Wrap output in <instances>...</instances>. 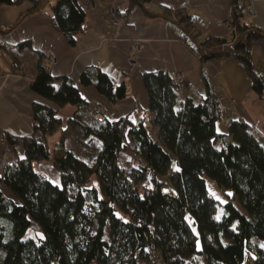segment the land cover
<instances>
[{"label":"trees","instance_id":"16d2710c","mask_svg":"<svg viewBox=\"0 0 264 264\" xmlns=\"http://www.w3.org/2000/svg\"><path fill=\"white\" fill-rule=\"evenodd\" d=\"M17 1L0 0V4ZM29 1L18 20L33 11L39 0ZM150 1L129 0L123 15L139 2L146 7ZM229 1L235 40L223 50L222 44L232 40L202 37L186 8L164 7L162 11L177 20L182 40L202 59L231 54L240 60L252 87L264 98V75L254 70L249 57L252 41L262 37L256 31L264 30L244 20L247 0ZM85 17L80 0H57L51 5L52 25L71 45ZM38 54L31 89L58 106L77 104L69 122L84 136H94L102 143L92 163L73 150L56 155L53 163L61 172L59 185L33 167L34 161L50 158L44 137L61 123L55 107L34 102L33 132L5 134L8 145L22 144L25 155L0 171V182L14 195L0 187V264H139L154 254L164 264H192L189 258L198 254L207 264H264V246L254 241L264 239V134L241 118L229 120L227 131H219L220 102L206 77V96L197 100L182 96L168 71L142 72L150 121L158 126L154 138L146 124L133 122L128 114L98 120L73 81L68 76L54 77L45 54ZM80 79L112 102L128 94L125 81L117 83L98 66L84 68ZM129 141L136 160L123 163L120 153ZM171 152L178 165L173 170ZM166 173L175 192L162 188L160 176ZM91 174L97 176L100 192L86 186ZM206 175L231 189L245 211L230 197L224 203V214L217 218L218 200L209 192ZM32 222L39 226L38 237L26 236Z\"/></svg>","mask_w":264,"mask_h":264},{"label":"crops","instance_id":"0c3cea01","mask_svg":"<svg viewBox=\"0 0 264 264\" xmlns=\"http://www.w3.org/2000/svg\"><path fill=\"white\" fill-rule=\"evenodd\" d=\"M56 1L42 0L38 10L26 13L20 20V14L30 5L29 0L0 4V155L4 149H9L16 159L25 155L22 144L11 147L5 134L18 136L33 132L34 102L55 107L61 119L44 137L50 158L33 162L34 169L53 183L62 184L61 172L54 166L53 158L73 150L87 160L78 147L87 151L91 138L97 139L84 136L77 125L69 122L78 109L77 104L58 106L31 89L30 82L37 73L38 52L45 54L44 61L54 77L68 76L73 81L91 109L104 106L105 117L111 120L128 114L133 122L146 124L154 138L158 136V126L150 121L149 93L141 74L158 69L172 76L182 73L186 85L181 95H192L197 100L206 96L204 78L208 79L223 116L217 125L219 131H227L226 118H241L264 134V98L252 87L244 64L231 54L202 59L196 49L182 40L183 31L178 23L147 11L186 8L193 14L194 25L202 37L214 35L232 40L235 34L226 22L230 18L229 0H151L146 3V9L135 5L127 16L123 13L129 7V0H80L86 17L74 45L52 25L51 5ZM247 1L254 12L246 11L244 20L264 30V0ZM249 57L254 70L264 75V37L252 41ZM87 66L100 67L117 83L125 81L127 96L112 102L93 84H83L80 74ZM135 157L132 151L120 153L123 163L134 162ZM86 186L96 187L100 192L95 174L90 175ZM0 187L14 197L4 182H0Z\"/></svg>","mask_w":264,"mask_h":264},{"label":"rangeland","instance_id":"374dc122","mask_svg":"<svg viewBox=\"0 0 264 264\" xmlns=\"http://www.w3.org/2000/svg\"><path fill=\"white\" fill-rule=\"evenodd\" d=\"M221 131H226L225 129H221ZM91 143L88 148L87 151L81 149L82 147L79 146L78 147V151L80 153H82V155L88 160V162L92 163L93 159L92 157L94 156V154L96 153L97 148H99L100 144L99 143V139L97 138L95 140V138H91ZM90 141V140H89ZM220 143H217V146H219ZM127 150V149H126ZM127 151H131L130 149H128ZM133 154V153H132ZM171 156V165H170V170L176 169L177 168V161H176V155L174 152L170 153ZM136 158V157H135ZM206 177V182H207V187L209 189V192L212 194V196H214L217 200V209H216V217L220 218L224 212V203L227 201L228 198L231 197V199L233 200L234 204L241 210V211H245L243 206L241 205V203L239 202L238 198L236 196L233 195L232 190L231 189H224L223 187H221L217 181L209 176H205ZM160 178L163 180V184H162V188L164 191L167 192H175V187L173 186L170 177H169V173L163 174L160 176ZM189 220L190 223L192 225V227L194 228L195 231H197L196 225L193 222V219L189 216ZM109 234V232H108ZM108 234H106V237H108ZM39 235H41V231L39 229V226L37 225L36 222H32L31 226L28 228L27 232H26V236H32V237H38ZM254 241L261 245L264 246V239H258V238H254ZM199 244V243H198ZM189 260L192 262V264H207V262L205 261V259L203 258L202 255L198 254L193 258H189ZM90 264H97L95 261H92ZM139 264H164L163 261L159 260L158 257L154 254L151 256V258H149V260L146 259H140L139 260Z\"/></svg>","mask_w":264,"mask_h":264},{"label":"built area","instance_id":"2783aa9c","mask_svg":"<svg viewBox=\"0 0 264 264\" xmlns=\"http://www.w3.org/2000/svg\"><path fill=\"white\" fill-rule=\"evenodd\" d=\"M248 12L252 13L254 12V8L251 4H249L247 6V10ZM219 23H222L223 21L222 20H218ZM226 22H229V19L226 20ZM235 40V38H234ZM234 40L228 42V43H224L222 44L221 46V50L223 49H226L227 46L231 45L233 46V42ZM173 79H174V82L175 84L178 86V88L180 90L184 89L185 85H186V79L185 77L183 76L182 73L178 72L176 73L174 76H173ZM94 115L95 117L98 119V120H104L106 117H105V108L104 106L102 105H98L94 108ZM230 119L229 118H226V121L228 122ZM130 146H131V142L129 141V147L127 148L130 149ZM15 156L13 155V153L9 150V149H4L2 152H1V155H0V171H3L5 167L9 166V165H12L15 161ZM158 259L160 260V257H158Z\"/></svg>","mask_w":264,"mask_h":264},{"label":"water","instance_id":"95a60500","mask_svg":"<svg viewBox=\"0 0 264 264\" xmlns=\"http://www.w3.org/2000/svg\"><path fill=\"white\" fill-rule=\"evenodd\" d=\"M41 4H42V0H39L38 1V5H37V7L34 10H38L41 7ZM139 4L142 5L141 2H139ZM144 8L146 9V7H144ZM147 11H148V13H150L152 15L165 17V18H168V19H170V20H172V21L177 23L176 19L170 18L168 15H166L163 12H153V11H150V10H147ZM256 33H258L260 36L264 37V32L256 31ZM243 40L246 41L245 39H243Z\"/></svg>","mask_w":264,"mask_h":264}]
</instances>
